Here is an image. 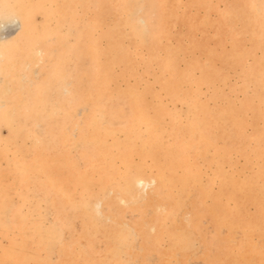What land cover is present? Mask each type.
Returning <instances> with one entry per match:
<instances>
[{
  "label": "rangeland",
  "instance_id": "1",
  "mask_svg": "<svg viewBox=\"0 0 264 264\" xmlns=\"http://www.w3.org/2000/svg\"><path fill=\"white\" fill-rule=\"evenodd\" d=\"M2 16L0 264H264V0Z\"/></svg>",
  "mask_w": 264,
  "mask_h": 264
},
{
  "label": "bare ground",
  "instance_id": "2",
  "mask_svg": "<svg viewBox=\"0 0 264 264\" xmlns=\"http://www.w3.org/2000/svg\"><path fill=\"white\" fill-rule=\"evenodd\" d=\"M2 7V6H1ZM261 11V10H260ZM20 15V14H19ZM21 16L22 17H24L22 14H21ZM11 17V18H10ZM2 16V17H0V40L1 39H3L5 36H7V34H8V32L10 31V28L11 27H14L16 24H18V19H20V17L19 16ZM3 18H4V20H3ZM3 20V21H2ZM14 44V43H13ZM8 52V51H7ZM2 55V54H1ZM6 55V54H5ZM7 56V55H6ZM15 57V56H14ZM13 58V57H12ZM7 59V58H6ZM10 61V60H9ZM1 62V61H0ZM7 63V61L5 60L4 62H3V64H6ZM3 68V67H2ZM7 68V67H6ZM0 72H2V73H8V71H2V69H0ZM1 73V75H5V74H2ZM14 78V77H13ZM12 78V79H13ZM5 79V78H4ZM7 80H10V79H7ZM52 80V79H51ZM51 82V81H50ZM11 91H12V89L10 88L9 89V92H8V94L10 93V95H11ZM25 93V92H24ZM66 95V94H65ZM11 98V97H10ZM264 98V97H263ZM11 100V99H10ZM7 102H9V101H7ZM43 102V101H42ZM7 104V103H6ZM5 106V105H4ZM59 107V106H58ZM54 109V108H53ZM97 111H98V109H96ZM7 112H8V110H7ZM52 112H54V111H52ZM2 114H8V113H6L5 111L2 113ZM102 118V117H101ZM35 139V138H34ZM108 142V141H107ZM36 144V143H35ZM37 147V146H36ZM39 148V147H38ZM32 152V151H31ZM88 179V178H87ZM140 182V184H141V181H139ZM146 184V183H145ZM137 196V195H136ZM90 203V202H89ZM176 209V208H175ZM176 211V210H175ZM222 211V210H221ZM229 215V214H228ZM236 216V215H235ZM235 218V217H234ZM228 220V219H227ZM230 220V219H229ZM233 220V218L230 220V221H232ZM225 221H226V219H225ZM226 224V223H225ZM228 225V224H227ZM228 226H230V224L228 225ZM250 226V225H249ZM246 227V226H245ZM94 228H95V226H94ZM187 232V231H186ZM176 236V235H175ZM182 237V236H181ZM184 237V236H183ZM179 238H180V236H179ZM130 239V238H129ZM178 239V238H177ZM181 239V238H180ZM173 240H174V238H173ZM176 240V239H175ZM182 240V239H181ZM181 240H180V242H181ZM126 241V240H125ZM179 242V243H180ZM178 243V242H177ZM181 244V243H180ZM178 246H180V245H178ZM48 248V247H47ZM113 251H117V249L116 250H113ZM31 260V259H30ZM237 262V261H236ZM10 264V263H9Z\"/></svg>",
  "mask_w": 264,
  "mask_h": 264
}]
</instances>
